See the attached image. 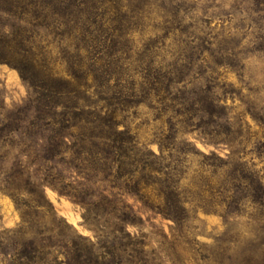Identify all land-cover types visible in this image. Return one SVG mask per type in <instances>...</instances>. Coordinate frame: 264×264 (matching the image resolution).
<instances>
[{
    "label": "trees",
    "instance_id": "obj_1",
    "mask_svg": "<svg viewBox=\"0 0 264 264\" xmlns=\"http://www.w3.org/2000/svg\"><path fill=\"white\" fill-rule=\"evenodd\" d=\"M252 1L246 19L262 30L264 0ZM198 7V0H0V65L16 69L28 88L10 108L0 94V143L8 153L22 147L23 156L10 170L0 163V182L21 215L16 229L0 234L6 264H264V174L247 160L252 137L263 156L264 140L246 120L264 128V88L252 86L247 68L255 51L264 54V35L251 47L255 40L239 28L225 34L195 18ZM148 26L155 35L139 47L134 34ZM237 97L245 109L235 112L229 100ZM147 104L173 131L159 138V153L140 142L129 118ZM194 122L205 145L229 151L194 145L201 167L182 185L185 161L174 151L185 150L173 141L177 126ZM45 186L83 207L95 239L61 216L47 219L58 213ZM129 195L172 219L180 234H163L155 247L130 231L141 217ZM199 211L220 215L225 233L198 240L188 223ZM239 215L248 218L243 232L232 228Z\"/></svg>",
    "mask_w": 264,
    "mask_h": 264
},
{
    "label": "rangeland",
    "instance_id": "obj_2",
    "mask_svg": "<svg viewBox=\"0 0 264 264\" xmlns=\"http://www.w3.org/2000/svg\"><path fill=\"white\" fill-rule=\"evenodd\" d=\"M252 3V0H198V8H200V10H197L193 16H195V18L199 17L210 21V23H212L211 26L216 31L223 30L225 34L235 32V28H239L241 35L246 36V40L248 42H254L255 40V44L251 47H254L255 45L259 46L261 41L257 40L256 37L261 34L264 35V25L261 30L257 25H254L246 19L245 13V11L248 10L247 8L254 7ZM205 9L208 10V13L205 12ZM153 23H159V21ZM149 27L150 26L145 28L144 31H136L134 34L135 42L139 47L146 40L154 37L155 33ZM263 55V53L255 51L247 64L248 75L253 78L249 79L258 82H252V86H258L261 89L264 88ZM226 78L236 86L239 85L237 74L226 71ZM248 92L247 86H245L243 93L246 95ZM0 94L9 108L22 104L28 94L27 85L22 81L18 71L7 64L0 65ZM229 104H233L235 106V112L245 109V106L241 103L238 97L234 99V101L230 99ZM129 118L132 126L134 128H138L137 131L140 142L144 143L157 153H159V138H166L173 133L171 125L166 123L167 117L165 115L161 116V111L155 107L149 106L148 104L140 105L137 108L132 109L130 111ZM246 120L251 127L250 131L255 134L258 133L257 136H260L261 139L264 140V133H262L264 132V128L261 129L250 115H246ZM174 122H176V120ZM195 124L196 122H194L193 125H186L185 127L184 125L177 126L176 129H179L180 134H178V137L175 141H173L177 147L185 150L180 152L174 151L175 158L185 161L183 175L185 179L182 182V185L189 183L191 178L194 176V172L199 170L201 167L200 164L202 158L191 152V148H193L194 145L206 153H208L211 149H216L225 157L229 151L227 147L216 148L213 145H205L200 131L194 129ZM254 138L256 137H252L251 147L247 150V160L251 165L255 166L254 168L260 170L261 173L264 174V156L258 155L256 150L253 149V142H255ZM21 149L22 147L15 146L12 151L8 153V150L0 143V163L4 165L5 168L10 170L16 164L17 160L23 157L21 155ZM24 160L26 161L27 159L24 158ZM206 169L209 171L212 170L210 167H206ZM219 171H222V169ZM31 172L35 175L40 174L39 166L32 163ZM64 174L67 176H73L76 173L69 175V170L64 168ZM71 179L74 181L75 178L71 177ZM4 186L5 183L0 182V234L3 231L16 229L21 222V215L16 209L14 199L5 189H3ZM45 195L46 198L52 202L58 213L56 218L53 215L48 214V220L54 218L57 221L61 216L65 218L68 223L72 224L78 232L95 239L94 232L84 224V209L79 203L58 193L50 186H45ZM20 198L21 200H28L30 199V195L28 193H22ZM126 199L135 206V209L139 212L141 217L139 225H130L128 229L132 232L144 234L153 246L160 247L163 245L160 243V241L163 240V234H167L168 239L173 238V235L180 234L174 230L176 225L172 219L165 217L157 210H151L148 204L142 202L140 199H136V196L134 195H129ZM247 211H249V209H247ZM231 223H233L232 228L235 231L243 232L248 228L247 215L236 216L234 217V220H231ZM188 225L191 226L190 228L194 234H198V240L209 243L212 242V238L221 237L226 231L223 218L216 213L207 214L199 211L196 218L189 222ZM0 264H6V257L3 256L2 253H0Z\"/></svg>",
    "mask_w": 264,
    "mask_h": 264
}]
</instances>
